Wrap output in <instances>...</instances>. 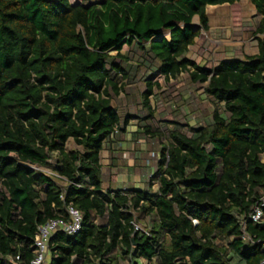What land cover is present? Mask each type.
I'll use <instances>...</instances> for the list:
<instances>
[{"label":"trees","instance_id":"16d2710c","mask_svg":"<svg viewBox=\"0 0 264 264\" xmlns=\"http://www.w3.org/2000/svg\"><path fill=\"white\" fill-rule=\"evenodd\" d=\"M238 1L0 0V264H31L37 227L67 206L80 211L81 229L55 233L46 264H261L264 0H249L256 54L213 66L187 57L209 29L207 7ZM125 46L165 79L185 73L201 85L214 105L207 121H166L184 129L165 134L113 107L130 76ZM145 86L151 119L158 83ZM133 119L165 139L142 189L102 176L101 154L115 163L112 143ZM70 138L80 150H65ZM256 204L260 222L249 219ZM145 218L146 230H135Z\"/></svg>","mask_w":264,"mask_h":264},{"label":"rangeland","instance_id":"374dc122","mask_svg":"<svg viewBox=\"0 0 264 264\" xmlns=\"http://www.w3.org/2000/svg\"><path fill=\"white\" fill-rule=\"evenodd\" d=\"M81 0H70V3H80ZM208 31H202L195 39V44L189 47L187 57L197 63L214 65L220 60L238 57L245 59L247 55L257 53L256 38L253 35L255 23L259 15L249 0H239L229 5L208 6ZM198 25L197 17L193 18ZM168 34V32H164ZM129 57L127 68L129 79L125 80V88L112 99V106L123 115H136L145 118L140 123H149L153 129L166 134L167 126L183 128L168 124L166 121H178L197 125L206 122L214 105L207 97L201 85L190 83L188 76L181 73L177 78L165 79L162 74L155 72L136 48H123ZM114 54V53H113ZM145 79L158 83L153 87L149 103L153 118L148 119L150 111L143 105L142 93L145 91ZM132 121V120H131ZM125 133L118 134L112 143L115 163L107 158L112 155L108 151L101 154L102 176L105 181L118 187L135 186L145 188L147 179L156 169V151L164 144L165 139L150 137L137 127V119H133ZM168 124V125H167ZM142 125V124H141ZM138 130L140 132H138ZM157 133V132H156ZM81 149L70 138L65 143V150ZM48 172L52 169L46 168ZM60 185L64 181L56 178ZM146 218L136 221V225L145 231Z\"/></svg>","mask_w":264,"mask_h":264},{"label":"built area","instance_id":"2783aa9c","mask_svg":"<svg viewBox=\"0 0 264 264\" xmlns=\"http://www.w3.org/2000/svg\"><path fill=\"white\" fill-rule=\"evenodd\" d=\"M25 166L43 172L47 175H51L55 178H58L62 181H65L64 178L57 173L51 171L48 172L46 168L38 167L36 165L25 164ZM264 199V196L261 200ZM249 219L253 222H260L262 220V211L258 204H256L253 208L252 213L249 215ZM81 213L78 209L73 206H67L66 215H60L56 218L50 219L47 222L40 224L37 227V231L35 233V251L36 255L32 260L31 264H46V261L49 257L50 251V239L57 232H63L67 235L73 236L77 234L81 229ZM194 225L197 224L196 219H192ZM245 222L242 223V231L247 240L251 241V238L247 236L244 232ZM135 230H141L135 224ZM20 257L16 256L14 259L11 258L12 261H19ZM264 264V260L261 262Z\"/></svg>","mask_w":264,"mask_h":264},{"label":"crops","instance_id":"0c3cea01","mask_svg":"<svg viewBox=\"0 0 264 264\" xmlns=\"http://www.w3.org/2000/svg\"><path fill=\"white\" fill-rule=\"evenodd\" d=\"M255 9V8H254ZM135 187V186H134ZM135 188H139V187H135Z\"/></svg>","mask_w":264,"mask_h":264}]
</instances>
